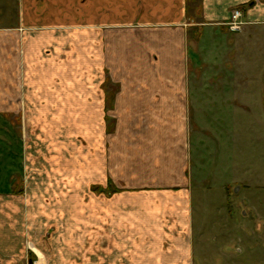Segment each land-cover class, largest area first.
<instances>
[{"label":"crops","instance_id":"1","mask_svg":"<svg viewBox=\"0 0 264 264\" xmlns=\"http://www.w3.org/2000/svg\"><path fill=\"white\" fill-rule=\"evenodd\" d=\"M10 2L16 22L0 23V264H91V234L97 264H208L203 234L225 222L249 238L251 213L264 237V145L252 165L242 116L255 106L218 100L188 77L218 31L234 44L233 9L247 28L264 27V0H8L0 16ZM78 75L130 78L108 93ZM218 103L229 111L215 114ZM106 111L117 117L115 166L101 155L95 171H76L74 129L105 138ZM254 120L264 133V115ZM91 187L97 200L87 201Z\"/></svg>","mask_w":264,"mask_h":264},{"label":"rangeland","instance_id":"2","mask_svg":"<svg viewBox=\"0 0 264 264\" xmlns=\"http://www.w3.org/2000/svg\"><path fill=\"white\" fill-rule=\"evenodd\" d=\"M7 1L0 0V4ZM16 9V5L11 3L9 8L10 11L5 13L6 16H0V23H15L17 19ZM244 27L247 28L246 25L243 26V29ZM242 30L238 31L240 34L239 36L234 34L236 32H233V37L230 38L234 40L232 46L226 44V40L229 38H227L228 36L223 34L222 31L217 32V36L212 42L208 41L204 43L203 56L200 58L201 73L200 75H188V77H190V86L189 83L188 86L223 94L221 96H214V98H218V100L235 101L238 99L240 102L244 101L245 104L247 103L250 106H255V108H253L255 110L249 112L246 109L242 115L244 121H247V119L250 121L249 132L244 135V145L246 155L248 154L249 156L248 160H251L252 165H254L257 163V156L259 152L262 151L264 145V140L261 136L263 132H260L263 129H260L261 127L255 124V122L258 121L254 120L258 117L260 120L264 115V27ZM227 33L232 34L230 30ZM240 44L241 46L238 47ZM229 52L230 55L228 54ZM234 52L235 54H233ZM129 78L130 75H78V79L75 80V83L77 81L81 83V80L87 82L88 79H90L91 86L104 88L106 92L108 91V93H111L109 89L115 86L123 87L124 83L127 85L126 83H129ZM107 98L110 99L111 95L107 94ZM217 105L215 109V114L217 115H219L218 113H220V111L223 112L227 108L220 106L219 103ZM116 122V113L114 111H106L107 130L105 131V138L103 137L100 140L97 136L96 128L90 129L87 133L81 127L74 129L72 147H68L67 151L71 152L70 155L74 158L73 168L76 171H80L82 168L86 167L96 170L99 166L98 159L101 155L102 157L105 155L106 167L115 166L113 158L115 140L112 133H114ZM238 135H234L238 138L235 140V144L241 147L243 140H240L241 135ZM217 138L219 141L218 143H221L220 140H224V137L218 136ZM118 143V146L120 145L118 150H120L121 153V151H123V144L121 145L120 142ZM125 148H127V152H130V149H128L130 145H128V143L125 145L124 150ZM41 151L42 153H47L46 149H42ZM94 199L97 200V187H95V190L91 187V193L88 199L85 200L94 201ZM239 212L242 214V209H240ZM252 216L253 214L251 213V234L249 238H247L246 233L243 234L241 232L242 227L240 225L236 223L228 224L225 222L216 223L214 225L217 234L213 232L203 234L204 238L201 243L202 246L206 248L208 264L225 262L230 255H232L235 263L238 264H264V237L260 236L257 232L258 222L252 220ZM230 228L232 233L221 234L222 231L224 232L226 229ZM94 230H96V228ZM88 238L89 247L93 249L95 253L90 254L87 259L90 257L91 264H97V238L94 234H91ZM198 239L199 235L196 236V241ZM30 257L31 256L28 257L29 260L27 259L28 262L31 261ZM32 259L38 260L36 258ZM87 259H85L86 262ZM28 262L26 264H28Z\"/></svg>","mask_w":264,"mask_h":264},{"label":"built area","instance_id":"3","mask_svg":"<svg viewBox=\"0 0 264 264\" xmlns=\"http://www.w3.org/2000/svg\"><path fill=\"white\" fill-rule=\"evenodd\" d=\"M243 17H244V12L242 9L240 8L233 9L231 13V19L227 24L231 31L233 32L240 31L243 28V26L245 25ZM28 264H44V263L40 262L39 260L31 259V261L28 262Z\"/></svg>","mask_w":264,"mask_h":264}]
</instances>
